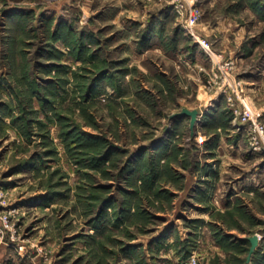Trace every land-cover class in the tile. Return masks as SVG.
<instances>
[{"label": "rangeland", "instance_id": "1", "mask_svg": "<svg viewBox=\"0 0 264 264\" xmlns=\"http://www.w3.org/2000/svg\"><path fill=\"white\" fill-rule=\"evenodd\" d=\"M56 2L0 12V264H264V0Z\"/></svg>", "mask_w": 264, "mask_h": 264}, {"label": "crops", "instance_id": "2", "mask_svg": "<svg viewBox=\"0 0 264 264\" xmlns=\"http://www.w3.org/2000/svg\"><path fill=\"white\" fill-rule=\"evenodd\" d=\"M19 1H21V0H18V1L17 0L16 1L15 0H4V1L0 2L1 7L4 3L6 4V6L0 10L1 14L3 15V19H5L7 21H11L12 23H15L16 20L18 21V20L22 19L23 17L26 16V14H29V15L33 16V18H34L35 15L40 11L39 14H40L41 19L38 21V24L41 22L48 24V26H49V28H48L49 29L48 30L49 37L53 36L51 34H53V31L55 29V24L51 25L50 23L52 21H54V18H56V15H57V10H58L57 4L58 3L56 2V0H43L44 4L42 7H36L33 4L28 5V6H20L21 4L19 3ZM106 1L112 2L113 8H106V6H104V5H102L103 7L102 6L94 7L91 5L92 2H94V3L95 2H98V3L104 2L105 3ZM75 2H77V0H60V3H62V4L66 3V4H68V6L75 3ZM89 3H91V4H89ZM147 3H148L147 0H82V4L86 5L85 8H83V7L82 8L84 9L83 15L87 16V17H89L90 15L95 14V13H99V14L101 13L102 17H103L104 16L103 14L105 13L106 16H104V17H110V18H113L115 20H123L124 18H126V19L132 18V19H137V20L138 19H144L145 20L148 17V15H150L149 13L147 14V12H149L151 9L150 7H152L150 5H147ZM149 3H151V2H149ZM62 7L63 6L61 5V8ZM3 11H6V12L4 13ZM63 11H68V10L65 8ZM165 14H166V12H164L163 9L159 10L158 14L156 15V20H160L161 17ZM217 28H218V26L215 27V29H217ZM153 29H156V28H154V25H151L149 27V31L153 33ZM151 39H153V38L151 37ZM152 46H153V44L151 43V46L148 48L153 49ZM49 47H50V45L45 47V49L43 48V50H41V51H44L45 55L46 54L48 55V60L50 62L51 59H49V58L51 56V49H50L51 47L50 48ZM209 111H211V110H209ZM186 117H188V116H186ZM188 119H189V117H188ZM261 169H262V173H263L264 169L263 168H261ZM258 175H259L258 173L252 172L250 177H246L248 179V182H241L242 185L244 187H254L255 185H257V182H259L260 178L258 177ZM253 183H255V184H253ZM196 192H198V190Z\"/></svg>", "mask_w": 264, "mask_h": 264}, {"label": "water", "instance_id": "3", "mask_svg": "<svg viewBox=\"0 0 264 264\" xmlns=\"http://www.w3.org/2000/svg\"><path fill=\"white\" fill-rule=\"evenodd\" d=\"M198 113L199 111L197 109H188V108H181L180 111L175 112L170 115L171 118L175 117H182V116H188L189 117V127L191 132L193 133L195 124L198 121ZM248 240L250 241V248H249V254L247 256V260L250 258V255L256 248L258 244V235L254 234L252 236L248 237Z\"/></svg>", "mask_w": 264, "mask_h": 264}, {"label": "built area", "instance_id": "4", "mask_svg": "<svg viewBox=\"0 0 264 264\" xmlns=\"http://www.w3.org/2000/svg\"><path fill=\"white\" fill-rule=\"evenodd\" d=\"M184 0H173V2H176L175 6L178 10L181 9L183 7V2ZM176 9V10H177ZM188 11H189V15H188V19L189 21H187V24H188V31L193 35V28H192V22L193 20L196 19V15H197V12H195L194 8H191L190 6H188ZM243 117L247 118L248 117V113L244 112V115Z\"/></svg>", "mask_w": 264, "mask_h": 264}, {"label": "trees", "instance_id": "5", "mask_svg": "<svg viewBox=\"0 0 264 264\" xmlns=\"http://www.w3.org/2000/svg\"><path fill=\"white\" fill-rule=\"evenodd\" d=\"M56 38V34L54 35V36H52V39H55ZM50 67H52V66H48V71L51 69Z\"/></svg>", "mask_w": 264, "mask_h": 264}]
</instances>
